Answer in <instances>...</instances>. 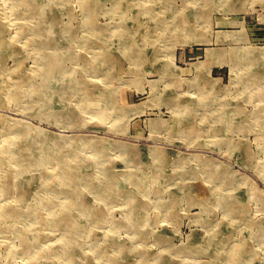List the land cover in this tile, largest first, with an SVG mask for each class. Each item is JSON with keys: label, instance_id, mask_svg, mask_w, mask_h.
Wrapping results in <instances>:
<instances>
[{"label": "rangeland", "instance_id": "1", "mask_svg": "<svg viewBox=\"0 0 264 264\" xmlns=\"http://www.w3.org/2000/svg\"><path fill=\"white\" fill-rule=\"evenodd\" d=\"M0 55V264H264V0H0Z\"/></svg>", "mask_w": 264, "mask_h": 264}, {"label": "bare ground", "instance_id": "2", "mask_svg": "<svg viewBox=\"0 0 264 264\" xmlns=\"http://www.w3.org/2000/svg\"><path fill=\"white\" fill-rule=\"evenodd\" d=\"M37 2V1H36ZM40 2V1H39ZM38 2V3H39ZM122 5V4H121ZM128 6V5H127ZM53 10V9H52ZM126 23V22H125ZM86 26L87 27H89V28H92V29H95V28H98L97 26H96V24L93 22V20H92V18H91V15L89 16L88 15V19H87V22H86ZM125 39V38H124ZM126 40V39H125ZM130 42V40H128L127 42H123L122 44L124 45V48H126V49H130V47L131 46H128L129 43ZM3 51V50H2ZM147 55V54H146ZM1 56V55H0ZM148 58V57H147ZM234 60V59H233ZM237 64V63H236ZM262 74V73H261ZM105 87H103L102 89H98L97 91H98V94H101V93H103L104 91H105ZM100 96V95H99ZM99 96H98V98H99ZM97 98V99H98ZM181 102V101H180ZM233 112H228L227 110H224V111H222L221 113H219V115H221V119H220V121L221 120H225V122H231V123H233V124H235V123H237V124H245V123H251V120L252 119H250V121H249V118H248V116H247V118H240V119H238V120H236V119H233V114H232ZM179 120V119H178ZM219 120V119H218ZM225 128H227V126H225ZM47 134V133H46ZM40 136V135H39ZM47 136V135H46ZM41 137V136H40ZM39 138V137H38ZM107 144V145H106ZM110 144H111V146H114V147H120L121 149H122V151L123 152H125V153H129V154H132V156H129V161L130 160H132L133 162H135V164L136 165H141V164H143V160H145L146 158L145 157H143L142 156V158L140 159L139 157H138V154H140V153H142V152H140V150H137V149H135V148H133V147H130V146H128L129 148H127L125 145H123V144H118V143H108V142H101V143H99L97 146H96V148L94 149V153H97V154H106V149H107V146H110ZM14 149V147L10 150V152H12V150ZM147 152H148V155H149V157H152L154 160H158V161H167V159H165V152H164V150H160L159 148H151V149H148L147 150ZM144 155V154H143ZM107 156V155H106ZM141 157V156H140ZM169 157V156H168ZM107 159H109L108 157H106L105 158V160H107ZM169 159V158H168ZM174 160H179V161H182L183 162V159H174ZM6 161H12L16 166H18V167H24V166H26V163H25V161L17 154V151L15 150V152H12V153H9L8 155H7V159H6ZM201 162H203V166H211V167H214V169L216 170V171H219L218 169H217V167H216V164H214L211 160H208V161H205V160H200ZM165 163V162H164ZM114 165V164H113ZM85 166V165H84ZM68 167V168H67ZM69 167H71L70 165L68 166L67 164L65 165V167L63 166L62 168H60L59 169V172H63V171H66L67 169H69ZM207 167V168H208ZM211 167H210V170L208 169L207 171L209 172V174L208 173H206V171H205V175L207 176V178L208 177H211L212 175H211V173L213 174V172L211 171L212 169H211ZM87 168V167H86ZM23 169V168H22ZM85 169V168H84ZM119 170V169H118ZM211 171V172H210ZM225 171L226 172H228V170L227 169H225ZM24 172V171H23ZM23 172H21V173H23ZM28 173V172H27ZM59 174V173H58ZM131 174L132 173H130V172H127V174H125V177H130L131 176ZM165 174V173H164ZM205 176V177H206ZM114 177H116V175L115 174H112V175H110V176H108V179L106 178V181L104 182V183H101V182H98L97 181V184H95L96 186H94L93 184H88L89 185V187H91V188H93V189H95L97 192H98V194L100 195L101 194V192H104L103 191V188L107 185V187H108V185H109V182L111 181V179H113ZM69 179V178H68ZM87 181H88V179H87ZM228 181V180H227ZM226 181V182H227ZM17 182V181H16ZM15 182V183H16ZM27 182V181H26ZM90 182V181H89ZM225 182V181H224ZM119 184V183H118ZM22 187V186H21ZM21 187H19L22 191H20V189H19V195L20 194H22L21 192H23V189L21 188ZM135 187L137 188V189H139V188H141L142 187V185H140V182H137L136 184H135ZM25 190V189H24ZM191 190V189H190ZM251 190V189H250ZM240 191V190H239ZM24 193V192H23ZM238 193H240V192H238ZM259 194V193H258ZM257 194V195H258ZM18 195V194H17ZM18 195V196H19ZM101 196V195H100ZM129 196H134V197H132V199H130L129 200V202H128V204H129V209H128V211H127V217H126V219H129V220H132V221H134L135 219H138V220H143L144 218L142 217V215H138V216H136V208L137 207H141L140 205H139V202L138 201H136L135 200V195H134V193H132V194H130ZM19 198V197H18ZM87 198V197H86ZM223 201H224V205L225 206H228L229 207V209H230V211L232 210V209H238V208H240L241 207V204H240V201L239 200H237L236 198H230V197H225L224 199H222ZM77 202H79L78 200H72L71 201V203H77ZM87 206H89V205H87ZM240 206V207H239ZM86 208V207H85ZM89 212H92L93 211V208H90V207H87L86 208ZM228 209V208H227ZM7 211H10V212H12L13 214H14V211H12V209H7ZM31 211V210H30ZM18 213V212H17ZM71 214V213H70ZM211 216V215H210ZM36 217H38V216H36ZM135 217V218H134ZM237 218V217H236ZM228 219V218H227ZM49 220L50 219H48L47 220V223L49 222ZM77 220V219H76ZM80 222V221H79ZM64 225H68V226H73V225H75V224H73V223H71L70 222V220H66V221H64ZM47 225V224H46ZM141 225V224H140ZM240 225V224H239ZM228 227V226H227ZM220 233V232H219ZM99 234H101V233H99ZM171 234V233H170ZM194 234H196V233H194ZM66 236H69V235H66ZM262 236V235H261ZM191 238V237H190ZM118 240V239H117ZM122 241V240H121ZM191 243V242H190ZM58 245V244H57ZM126 246V245H125ZM125 246H123V247H121V248H124ZM50 247V246H49ZM127 247V246H126ZM194 247V246H193ZM53 248V247H52ZM126 249V248H125ZM66 251V252H65ZM61 250V249H59V250H57V253H59V255H61V256H67V254H68V252H67V250ZM186 251H188V250H186ZM230 252H231V258H232V260H233V262L234 263H240V261H238L237 260V257H236V253L235 252H237L235 249H233L232 248V250H230ZM124 254V253H123ZM165 255V254H164ZM173 259V258H172ZM164 261L166 262V264H172V263H170L169 261H168V259L167 258H164ZM35 264V263H34ZM116 264H119V261H117V259H116ZM120 264H122V263H120Z\"/></svg>", "mask_w": 264, "mask_h": 264}]
</instances>
